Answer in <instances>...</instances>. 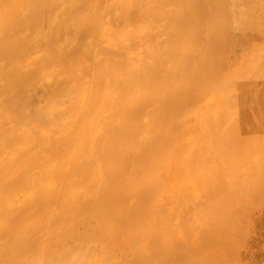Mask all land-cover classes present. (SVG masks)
Listing matches in <instances>:
<instances>
[{
  "label": "bare ground",
  "instance_id": "6f19581e",
  "mask_svg": "<svg viewBox=\"0 0 264 264\" xmlns=\"http://www.w3.org/2000/svg\"><path fill=\"white\" fill-rule=\"evenodd\" d=\"M229 1L0 0V264H229L264 192V0Z\"/></svg>",
  "mask_w": 264,
  "mask_h": 264
},
{
  "label": "rangeland",
  "instance_id": "374dc122",
  "mask_svg": "<svg viewBox=\"0 0 264 264\" xmlns=\"http://www.w3.org/2000/svg\"><path fill=\"white\" fill-rule=\"evenodd\" d=\"M229 1V0H228ZM243 1V2H242ZM229 2H231V3H236L237 4V2H238V4H239V2H240V5L242 6L243 5V3L245 2V0H233V1H229ZM231 3H230V5H231ZM235 4V5H236ZM246 3H244V5L243 6H245V7H241L240 5V11L239 10H237L238 12H239V15H240V18H244V14H245V11H246V5H245ZM234 5V4H233ZM237 6V5H236ZM235 6V8L236 9H238L239 7L237 6L236 7ZM249 35H250V38H251V33H249ZM252 35H255L254 33L252 34ZM256 39V37L254 36H252V39ZM264 135V134H263ZM263 147H264V137H263ZM263 187H264V185H263ZM264 189V188H263ZM264 191V190H263ZM261 195V198H262V200L264 201V192H260L259 193V196ZM258 199V201H256ZM257 199H255L254 201H256V202H254L253 200L251 201V202H253L255 205H257V204H259L258 205V207L257 206H254L253 204H248L251 208L250 209H248L247 210V212H245V213H247V215H246V217L245 218H242V221L245 223V225L247 226V227H245V229H247L246 230V233H243L244 235H242V233H241V235H238L240 238H239V241H237V243H235V241H231L230 243H232V246L234 245L236 248H238V249H236V248H232V246L229 244H227L223 239V241H224V244L226 243L227 245H224V247H226V246H229V248H227L226 247V250H221L220 248L221 247H219L218 249L217 248H215V247H213V248H211V250L213 249L214 251L216 250L217 252L216 253H219V254H221L222 255V257L224 258V260H225V262L227 261V263H228V260H229V264H264V202H262V200L258 197ZM261 200V201H260ZM246 201H248L249 202V200H245V202L244 203H246ZM250 202V203H251ZM263 203V204H262ZM243 204V203H242ZM245 205H247V204H243V208L244 209H246V206ZM252 205V206H251ZM241 207H242V205H240ZM254 206V207H253ZM248 208V207H247ZM243 209V210H244ZM251 210V211H250ZM239 211H242V208L240 209V207L235 211V213H234V215H235V217H236V219L238 218L239 219V217H237V216H241L242 214H243V212L245 211H243V212H239ZM242 213V214H241ZM241 214V215H240ZM244 216V215H243ZM248 216V217H247ZM235 217H232V219L231 220H233L234 221V219L233 218H235ZM247 218V219H246ZM241 219V218H240ZM246 220V221H244V220ZM236 221V220H235ZM237 221H240V220H237ZM244 223H242L241 224V227L240 228H242V226H244ZM237 224H239L238 222L236 223V224H234V222L232 223V225H230V227L229 226H227V227H224L223 228V232L225 233V230H227V229H229V228H231L233 225H237ZM237 226H239V225H237ZM234 227V226H233ZM236 228H238V227H236ZM244 228V227H243ZM242 228V229H243ZM250 229V230H249ZM239 230V229H238ZM228 232H231V231H235V228L234 229H230V231L229 230H227ZM227 231H226V233H227ZM242 231V230H241ZM244 232H245V230H243ZM242 231V232H243ZM240 232V231H239ZM219 234H222V231H221V233H219ZM234 234V232L233 233H231V236ZM239 234V233H238ZM247 234V235H246ZM223 235H225V234H222V236ZM227 235H230L229 233H227ZM235 235L236 234H234V237H235ZM222 236H219V238H221ZM231 236H227L228 237V239H230V237ZM234 237H233V240H235L234 239ZM219 238H218V240H219ZM223 238H226L225 236L223 237ZM232 238V237H231ZM238 238V237H237ZM243 239V240H242ZM231 240V239H230ZM238 240V239H237ZM227 241H229V240H227ZM220 242H221V239H220ZM223 243V242H222ZM243 243V244H242ZM222 244H220V246H221ZM218 246V245H217ZM223 246V245H222ZM245 247V248H244ZM223 248V247H222ZM232 249V250H231ZM242 249H243V251H242ZM210 250V251H211ZM241 252H240V251ZM227 251V252H226ZM233 252H236V253H233ZM210 253V252H209ZM229 254H231V256L232 257H230V255ZM237 255V256H235V255ZM213 255H214V252H213ZM216 255V254H215ZM221 255H217V256H221ZM229 255V256H228ZM216 256V257H217ZM234 256V257H233ZM240 257V258H239ZM220 259L222 260V258L220 257ZM230 260H232V261H230ZM236 260V261H235ZM217 262V264H218V261H216ZM220 262V261H219ZM222 262V261H221ZM242 262H244V263H242ZM224 263V262H223ZM223 263H221V264H223Z\"/></svg>",
  "mask_w": 264,
  "mask_h": 264
}]
</instances>
